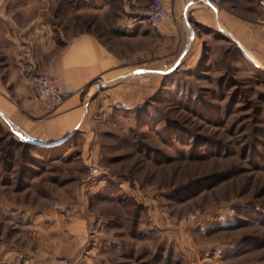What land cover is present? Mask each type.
<instances>
[{
    "label": "rangeland",
    "instance_id": "1",
    "mask_svg": "<svg viewBox=\"0 0 264 264\" xmlns=\"http://www.w3.org/2000/svg\"><path fill=\"white\" fill-rule=\"evenodd\" d=\"M149 1L4 5L73 27L82 7L86 29L116 24L126 59L113 72L123 77L101 75L105 87L84 89L87 118L54 151L25 156L10 141H23L18 128L0 114V260L44 247L46 264H264V7L179 0L171 9L162 0L180 39L158 57L159 36L123 29ZM189 37L188 53L162 73ZM145 42L150 54L139 57Z\"/></svg>",
    "mask_w": 264,
    "mask_h": 264
},
{
    "label": "crops",
    "instance_id": "2",
    "mask_svg": "<svg viewBox=\"0 0 264 264\" xmlns=\"http://www.w3.org/2000/svg\"><path fill=\"white\" fill-rule=\"evenodd\" d=\"M22 1L32 4L37 3L38 0ZM169 1L171 9L180 5L179 0ZM1 2L0 114L2 118L8 122L11 121L13 126L32 138H38L47 143L61 140L87 118L92 104L90 105L87 101L90 92L84 89L90 82L98 75H110L115 80L124 76V74L113 73L121 69L123 60L126 59L120 55L117 48L119 35L116 24L109 25L106 33L102 34L96 28H85L82 7L75 10V17L77 20L80 17V23L73 27L58 24L55 17L41 16L40 13L33 11L29 13L25 9H21L18 16L14 15L4 5L13 4L16 0H1ZM185 2L188 5L187 0ZM175 26L174 20L166 18L158 29L145 21L126 25L123 29L131 37L141 40L148 37L150 32L159 36L157 56L163 57L168 55L165 44L174 40L176 36V42L180 39ZM145 44V48L135 49L139 57H143L145 53L150 54L148 42ZM27 50L33 55L37 67L54 76L64 91V102L51 115H46L43 105L32 101L29 97L20 67V59L23 52ZM180 51L181 54L183 50ZM133 73L135 72L132 71L131 74ZM118 89L113 87L109 90L117 92ZM12 101L16 102L15 105L7 103ZM71 246L72 243L70 248ZM57 248L62 253L69 250L68 244ZM49 251L50 248L44 249V247L40 248L38 253L28 248L24 250L13 248L2 256L0 263L40 264L47 256L49 257Z\"/></svg>",
    "mask_w": 264,
    "mask_h": 264
},
{
    "label": "built area",
    "instance_id": "3",
    "mask_svg": "<svg viewBox=\"0 0 264 264\" xmlns=\"http://www.w3.org/2000/svg\"><path fill=\"white\" fill-rule=\"evenodd\" d=\"M259 2L264 7V0H259ZM167 15V10L162 0H150L145 9L130 13L128 18L131 24L147 21L153 28L158 29ZM21 66L25 72L26 86L30 99L43 105L45 114L51 115L64 102L65 94L57 79L51 74L49 75L45 71L39 70L32 54L28 50L23 53ZM102 87V77L98 75L91 81L90 89L96 92L101 90ZM98 171L99 168L93 164L91 173L97 174ZM53 264H68V262L65 259H60Z\"/></svg>",
    "mask_w": 264,
    "mask_h": 264
},
{
    "label": "water",
    "instance_id": "4",
    "mask_svg": "<svg viewBox=\"0 0 264 264\" xmlns=\"http://www.w3.org/2000/svg\"><path fill=\"white\" fill-rule=\"evenodd\" d=\"M215 9H216V8H215ZM216 10H217V9H216ZM183 17L187 18L186 15H185V13H184V16H183ZM189 29H190V28H189ZM190 30H191V29H190ZM190 45H191V38L189 37L187 43L185 44V46H184V48H183L184 50H183L182 53L179 55V57L176 59V61L174 62L173 66H172L170 69H168V70H166V71H163L162 73L169 72V71L173 70L176 66H178V64L182 61V59L185 57V55H186V54L188 53V51L190 50V49H189V48H190ZM240 50L244 53L245 57H247L249 61H252V60L246 55V53L244 52V50H243L242 47H240ZM103 87H105V86H103ZM16 132L18 133L19 137H21V139H22L24 142L30 143V144L35 145V146L38 145V146H43V147H52L53 145L60 144V143H62L63 141H65V140L67 139L68 135H70V134H68L67 137H65V138H63V139H61V140L54 141V142H52V143H47V142H45V141H43V140H41V139H38V138H36V139H35V138H32V137H30L29 135L23 133V132H22L21 130H19V129H17Z\"/></svg>",
    "mask_w": 264,
    "mask_h": 264
},
{
    "label": "trees",
    "instance_id": "5",
    "mask_svg": "<svg viewBox=\"0 0 264 264\" xmlns=\"http://www.w3.org/2000/svg\"><path fill=\"white\" fill-rule=\"evenodd\" d=\"M221 35V34H220ZM222 37V36H221ZM220 37V38H221ZM237 50H238V53L240 54V56L244 59V57L242 56V54H241V52H240V50L237 48ZM11 141V143L12 144H14L15 146H17V147H22L23 149H24V152H25V156H30L29 155V152L31 151V150H33L36 154L37 153H39V154H44L45 152H47V151H54V150H56V148L55 147H52V149H45V148H42V147H38V146H34V145H32V144H30V143H27V142H24V141H16V140H14V139H12V140H10Z\"/></svg>",
    "mask_w": 264,
    "mask_h": 264
}]
</instances>
